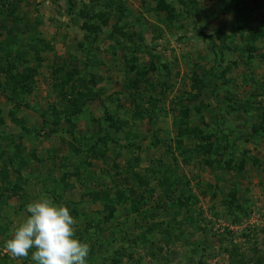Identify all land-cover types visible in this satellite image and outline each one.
I'll list each match as a JSON object with an SVG mask.
<instances>
[{"label":"rangeland","instance_id":"374dc122","mask_svg":"<svg viewBox=\"0 0 264 264\" xmlns=\"http://www.w3.org/2000/svg\"><path fill=\"white\" fill-rule=\"evenodd\" d=\"M1 25L0 264H36L5 244L41 198L86 264H264V0H0Z\"/></svg>","mask_w":264,"mask_h":264},{"label":"clouds","instance_id":"9594fccd","mask_svg":"<svg viewBox=\"0 0 264 264\" xmlns=\"http://www.w3.org/2000/svg\"><path fill=\"white\" fill-rule=\"evenodd\" d=\"M28 215L5 244L13 258L28 257L36 264H86L90 248L74 238L73 218L67 206L49 198L29 203Z\"/></svg>","mask_w":264,"mask_h":264},{"label":"crops","instance_id":"0c3cea01","mask_svg":"<svg viewBox=\"0 0 264 264\" xmlns=\"http://www.w3.org/2000/svg\"><path fill=\"white\" fill-rule=\"evenodd\" d=\"M10 157V156H9ZM43 173V172H42ZM19 177H20V179H22L21 177L23 176V175H18ZM25 176V175H24ZM45 175H39L38 177H37V175H29L28 176V179L29 178H31V177H34V178H36V180H33L32 182L33 183H37V181H39V183H38V185L37 186H40V189H41V187H43V185H47L48 183L44 180V178H46V177H44ZM32 179V178H31ZM36 186V187H37ZM39 192H40V190H39Z\"/></svg>","mask_w":264,"mask_h":264},{"label":"trees","instance_id":"16d2710c","mask_svg":"<svg viewBox=\"0 0 264 264\" xmlns=\"http://www.w3.org/2000/svg\"><path fill=\"white\" fill-rule=\"evenodd\" d=\"M0 28H3V29H4L5 27H4L3 25H1V27H0Z\"/></svg>","mask_w":264,"mask_h":264}]
</instances>
